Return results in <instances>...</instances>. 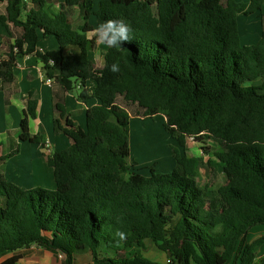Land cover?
Segmentation results:
<instances>
[{"label":"trees","instance_id":"1","mask_svg":"<svg viewBox=\"0 0 264 264\" xmlns=\"http://www.w3.org/2000/svg\"><path fill=\"white\" fill-rule=\"evenodd\" d=\"M60 1L62 9L52 13L48 0H0L6 3L0 24L9 33L10 24L22 30L0 61V77L13 80L18 59L35 55L51 85L68 92L79 83L80 98L98 103L87 108L83 128L56 100L64 122L57 119L56 127L70 144L47 157L55 189H26L0 173V255L38 245L64 253V264H264V235L247 241L253 227L264 225V21L257 43L242 44L239 30V16L264 17V0ZM78 3L84 23L74 26L63 7ZM108 20L128 24L131 40L108 47L98 32ZM93 30L104 42L102 66L90 57ZM49 36L58 47L43 51L40 39ZM113 63L119 72L110 71ZM38 104L30 91L20 138L45 146L44 136L29 128ZM132 115L165 117L179 143L166 176L133 169ZM188 138L220 147L202 149L213 152L207 164L224 173L223 185L197 182L203 158L184 152ZM117 231L126 233L124 241ZM147 240L166 261L144 255Z\"/></svg>","mask_w":264,"mask_h":264},{"label":"crops","instance_id":"2","mask_svg":"<svg viewBox=\"0 0 264 264\" xmlns=\"http://www.w3.org/2000/svg\"><path fill=\"white\" fill-rule=\"evenodd\" d=\"M244 1L246 2L247 0ZM59 2V7L56 6V4L51 3L50 12L57 13L62 9L61 1L59 0ZM72 7H78V23L75 22L74 13H72ZM5 8L6 3H0V13H4ZM63 8L67 12L74 26H79L84 23L83 8L80 3L76 5L65 4ZM262 12L264 13V6L262 8ZM258 13L259 11L251 16H244L253 17V22L243 20L241 21L242 15L239 16L240 37L241 42L244 45L257 43L262 36L264 17H260ZM89 23L91 25H95V16H91ZM97 33V30L90 31L88 33L89 38H97L94 49L90 52V57L97 65L102 66L105 62V49L103 50L102 58L99 62H97L95 58L96 49L99 46L104 48V42L101 39V36H99ZM21 34L22 30L12 24H10V33L2 24H0V41L2 42V45L0 47V61L2 58L6 57L8 46L11 43L15 42V39L21 36ZM52 38H54V40ZM39 47L41 50L47 51L50 49H56L58 47V43L54 36L41 37ZM13 72L14 77L11 81L4 82L0 77V123H2L3 121H5V123L7 124L10 123V129H7V127H3V125H1L0 157L7 153L6 151H4L5 149L15 148V146L19 144V141H22V139L20 138V125L18 127V124L22 119L21 118L19 120V111L22 112V117H24L28 110L29 92L36 91L39 104L37 117L31 118L30 116H28L30 133L32 135L36 133L42 134L44 136V140H46L47 143L45 146H43L41 143L34 144L36 147H38V149L32 151L36 152L37 150H40V152H36V155L38 156V158L41 157L43 159V164H47V157L49 154L53 153L54 151L63 150L70 144L68 138L60 131V129L56 127L57 119H59L60 124H64V122L60 118L59 113L55 110L54 104L56 100L60 101V103L65 104L68 116L83 128L86 127L87 108L89 106L96 105L98 103V100L95 97H89L87 101H83V99L80 98L82 88L79 83H77V85L68 92H64L62 88L57 85L49 84L42 71L41 62L35 55H26L22 58H19L13 68ZM94 85L95 82L93 80L88 81L87 89L89 94H91ZM73 90H79V92H76L74 94ZM14 109H16V111H13ZM18 148L20 153V144ZM53 148L57 149L54 150ZM23 158L24 156L16 155V157L1 162V173L4 174L5 177L10 181L18 182L19 184H32L35 182L36 174L39 171L37 163L34 162L36 156L35 158L29 156L27 162L23 160ZM40 170H42V168H40ZM43 170L48 171V168L45 166ZM262 235H264V225L255 226L250 230L247 241H252ZM148 242L150 241H146V249L143 251L145 256L148 249ZM15 254L21 255L19 264H64L66 258L65 254L62 252L57 254L50 250L44 249L41 246L32 245L28 248H24L16 252H9L4 255H0V262ZM262 255H264V245L260 248L259 251V256ZM79 263L88 264V261H84L83 259H81Z\"/></svg>","mask_w":264,"mask_h":264},{"label":"rangeland","instance_id":"3","mask_svg":"<svg viewBox=\"0 0 264 264\" xmlns=\"http://www.w3.org/2000/svg\"><path fill=\"white\" fill-rule=\"evenodd\" d=\"M244 1V0H243ZM249 1V0H247ZM50 3L56 4L59 7V0H49ZM72 13H74L75 22H79V14L78 7H72ZM94 16V15H92ZM253 22V17H241V21ZM240 22V21H239ZM54 40V38H52ZM104 48L99 46L96 49V61L99 62L102 58ZM74 94L79 92V90H73ZM122 105H124L122 103ZM132 114L135 112V108L133 106L124 105ZM4 111V110H3ZM13 111H16L14 109ZM1 113V111H0ZM1 116V114H0ZM22 112L19 111V120L22 118ZM165 117L163 115H156L154 117H137L136 115H132L131 124H130V139H131V160L134 164L133 169L139 173H143L146 175L152 173H160L166 176V173H169L175 166L176 162L173 157V148L174 146H179V143L176 139H173L168 132L166 131ZM21 121V120H20ZM3 127L9 128V124L3 121L0 123ZM20 122L18 124V127ZM14 129V128H13ZM147 129V130H146ZM69 140V139H68ZM204 143L193 140L192 138H188L187 146L184 149V152H187L189 155H194L198 157H202L203 161L201 162L199 173L197 176V182L204 186L206 184L211 185L213 188H218L225 183V175L220 169H213L207 164V159L213 155L206 153L202 146H209L212 151L219 149L220 147L211 139L204 138ZM21 152H17L16 155L24 156L23 160L26 162L29 159V156L35 158L34 162L37 163L38 172L36 174L35 182L28 184H19L18 182H13L21 187L26 189L35 188V187H44L48 189H55L56 183L54 180L53 172L51 168L47 164H43L44 161L40 157L36 155L38 151H32L38 149L33 142L30 141H19ZM18 145L15 148L5 149L4 151H14L18 149ZM206 144V145H205ZM55 147V146H54ZM50 149V148H49ZM54 150L57 148H53ZM53 150V151H54ZM183 150V149H182ZM13 156V157H16ZM12 157V158H13ZM42 162V163H40ZM39 163V165H38ZM41 164V165H40ZM43 164V165H42ZM48 168V171H44V167ZM151 166H154L156 169L150 171ZM42 168V170H40ZM50 170V171H49ZM2 172V168H0V173ZM258 228V227H257ZM148 249L146 251V257L153 261L164 262L167 259L166 253L158 250L154 244L148 242ZM33 258V257H31Z\"/></svg>","mask_w":264,"mask_h":264},{"label":"clouds","instance_id":"4","mask_svg":"<svg viewBox=\"0 0 264 264\" xmlns=\"http://www.w3.org/2000/svg\"><path fill=\"white\" fill-rule=\"evenodd\" d=\"M98 32L102 34L108 47H121L124 42L131 40L132 29L122 20H108L99 25ZM110 71L119 72V65L113 63ZM116 236L118 237V242L126 239V233L123 231H117Z\"/></svg>","mask_w":264,"mask_h":264},{"label":"built area","instance_id":"5","mask_svg":"<svg viewBox=\"0 0 264 264\" xmlns=\"http://www.w3.org/2000/svg\"><path fill=\"white\" fill-rule=\"evenodd\" d=\"M47 82H48L49 84H52L53 80H52L51 78H48V79H47Z\"/></svg>","mask_w":264,"mask_h":264},{"label":"bare ground","instance_id":"6","mask_svg":"<svg viewBox=\"0 0 264 264\" xmlns=\"http://www.w3.org/2000/svg\"><path fill=\"white\" fill-rule=\"evenodd\" d=\"M147 130V129H146Z\"/></svg>","mask_w":264,"mask_h":264}]
</instances>
